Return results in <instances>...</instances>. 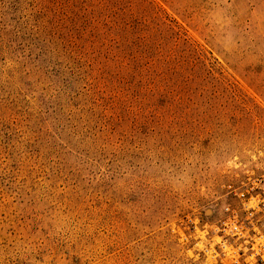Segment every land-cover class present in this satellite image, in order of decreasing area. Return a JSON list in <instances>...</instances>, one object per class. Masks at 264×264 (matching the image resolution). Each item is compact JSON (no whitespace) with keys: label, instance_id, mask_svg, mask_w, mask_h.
<instances>
[{"label":"rangeland","instance_id":"1","mask_svg":"<svg viewBox=\"0 0 264 264\" xmlns=\"http://www.w3.org/2000/svg\"><path fill=\"white\" fill-rule=\"evenodd\" d=\"M263 149L264 0H0V264H199Z\"/></svg>","mask_w":264,"mask_h":264},{"label":"built area","instance_id":"2","mask_svg":"<svg viewBox=\"0 0 264 264\" xmlns=\"http://www.w3.org/2000/svg\"><path fill=\"white\" fill-rule=\"evenodd\" d=\"M259 155L233 161L240 173L212 220L188 218V251L199 264H264V149Z\"/></svg>","mask_w":264,"mask_h":264},{"label":"trees","instance_id":"3","mask_svg":"<svg viewBox=\"0 0 264 264\" xmlns=\"http://www.w3.org/2000/svg\"><path fill=\"white\" fill-rule=\"evenodd\" d=\"M143 46V45H142Z\"/></svg>","mask_w":264,"mask_h":264}]
</instances>
